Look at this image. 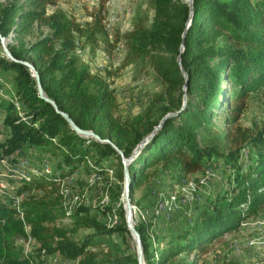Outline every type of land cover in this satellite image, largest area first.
Segmentation results:
<instances>
[{
	"label": "trees",
	"instance_id": "16d2710c",
	"mask_svg": "<svg viewBox=\"0 0 264 264\" xmlns=\"http://www.w3.org/2000/svg\"><path fill=\"white\" fill-rule=\"evenodd\" d=\"M106 1L99 0L79 22L58 0H9L0 5V33L12 37L13 57L34 64L45 95L77 126L112 140L126 157L149 137L128 165L131 198L159 164L162 170L172 167L179 181L218 164L234 172L230 188L183 217L179 230L165 228L158 236L151 220L135 223L145 264H194L190 254L206 253L213 240L238 227L243 214L264 205V128L241 123L247 95L264 89V0H193L191 6L186 0H146L152 15H138L128 30H116L111 42L103 20ZM35 32L27 45L13 44ZM102 37L109 46L123 42L125 59L144 61L160 80L162 89L151 103L156 106L144 114L129 120L117 116L110 72L93 73L79 59L78 47L94 48ZM4 82L11 83L15 102L0 100L7 129L0 161L16 163L34 153L52 160L49 170L22 176L0 192V264H39L56 254L72 264H138L136 252L113 237L129 236L122 204L115 210L118 224L109 225L100 214L111 213L110 206L95 210L78 203L67 211L60 189L79 166L104 174L110 165L116 182L108 189L111 199L119 200L124 175L118 152L72 130L38 95L32 72L0 50V87ZM169 112L174 114L155 130ZM247 148L253 153L245 163ZM32 190L20 201L15 198ZM63 218L68 222H60ZM27 238L36 243L33 253L18 244ZM201 264L210 262L204 258Z\"/></svg>",
	"mask_w": 264,
	"mask_h": 264
},
{
	"label": "rangeland",
	"instance_id": "374dc122",
	"mask_svg": "<svg viewBox=\"0 0 264 264\" xmlns=\"http://www.w3.org/2000/svg\"><path fill=\"white\" fill-rule=\"evenodd\" d=\"M7 1L9 0H0V5ZM58 6L68 15L83 22L91 11L99 7V0H58ZM49 10H52V7ZM144 13L152 15L146 0L104 2L103 20L107 29L108 42L112 41L116 30L120 32L128 30L134 19ZM37 35L38 32L20 35L14 39L13 44L27 45ZM8 40L11 41L12 37H8ZM0 50L2 51L1 45ZM76 51L79 59L88 64L93 73L105 75L106 71L110 72L108 80L114 91L117 116L129 120L144 114L149 105L156 106L151 103L154 94L162 89L160 80L144 61L128 62L125 59L126 48L123 42L109 46L102 37L94 48L78 47ZM11 90V83L4 82L0 87V100L5 98L11 101L12 96H9ZM246 99L247 109L241 123L246 126L256 124V128H264V89L249 93ZM3 115L4 113L0 111V140L6 136L7 131L2 124ZM252 153L253 151L249 148L243 150L242 158L245 163H248ZM51 160L52 157L41 155V153L22 156L16 163L9 162L7 158L2 159L0 161V192L9 189L12 183L22 176L49 170ZM37 167L41 168L38 170ZM107 167L106 173L96 174L94 171L86 173L84 167L79 166L60 182V189L64 194L63 205L67 211L78 203H85L95 210L110 206L112 212L107 215L100 214V219L109 225L118 224L119 217L115 210L119 204L123 206V196L121 193L119 200L111 199L109 183L116 180L111 166ZM172 169L171 167L162 170L160 164L152 167L150 176L133 192L131 198L134 225L141 219H149L155 224L154 229L157 230L158 236L164 234L165 228L179 230L183 217L193 214L207 204L208 200L217 194L224 193L233 184L234 172L224 171L220 164L218 168L203 169L187 175L180 181L176 179L178 173L171 172ZM31 192L36 191H26L15 198L20 201ZM60 222H68V218H63ZM113 237L123 248H131L136 252L135 242L130 233L128 237L125 235L124 239L117 234ZM18 244L24 248L25 253H33L36 247L35 241L31 238L20 240ZM188 258L190 261L194 260V264H201L204 258L210 264H264V205L254 213L243 214L238 227L224 232L213 240L206 253L199 255L194 252ZM39 264L72 263L56 254Z\"/></svg>",
	"mask_w": 264,
	"mask_h": 264
},
{
	"label": "water",
	"instance_id": "95a60500",
	"mask_svg": "<svg viewBox=\"0 0 264 264\" xmlns=\"http://www.w3.org/2000/svg\"><path fill=\"white\" fill-rule=\"evenodd\" d=\"M189 3V6L192 5V1L193 0H186ZM192 11L190 12V16H189V20L187 22V24L189 23L191 17H192ZM186 31V30H185ZM184 31V33H185ZM8 43L9 40L7 37L3 36L0 33V45L3 51L4 56L12 61L15 62H19L23 65H25L31 72L32 75L35 78L36 81V87H37V91H38V95L40 97H42L44 100L50 102L54 109L56 110V112H58L63 118H65V120L67 121V123L69 124L70 128L72 130H74L78 135L80 136H84V137H89V138H93L97 141H101V142H108L110 143L113 148L118 152V154L121 157V162L123 165V175H124V180H123V192H122V196H123V210H124V217H125V222H126V227L129 230V233L131 234L134 242H135V246H136V254H137V262L138 264H145L144 262V256H143V247H142V242H141V237L139 232L137 231V229L135 228V225L133 223V210H132V205H131V177L129 174V169H128V165L133 161V159L136 157V155L139 153L141 147L143 146V144L149 139V137L145 138L144 140H142L134 149V151L132 152L130 157H126L122 150L118 148V146L110 139H102L98 134H96L94 131L92 130H87V129H82L79 126H77V124L69 117V115L63 111H61L57 104L50 99L49 97H47L43 91L42 85L40 83V79H39V74L38 71L36 70L34 64L28 60H23V59H16L15 57H13V55L11 54V52L8 49ZM178 62H180V55L177 57ZM182 72H184L183 68H181ZM183 75L185 76V79L187 80V77L185 75V73H183ZM183 88H185V85L183 86ZM185 98V95H184ZM173 112H169L167 114H165L163 116V118L160 120L159 124L155 127V130L157 128H159L161 126V124L163 123L164 119L168 116L173 115Z\"/></svg>",
	"mask_w": 264,
	"mask_h": 264
},
{
	"label": "bare ground",
	"instance_id": "6f19581e",
	"mask_svg": "<svg viewBox=\"0 0 264 264\" xmlns=\"http://www.w3.org/2000/svg\"><path fill=\"white\" fill-rule=\"evenodd\" d=\"M10 100H11L12 103L15 102V99L13 97L10 98ZM15 105L18 107V104L17 103Z\"/></svg>",
	"mask_w": 264,
	"mask_h": 264
}]
</instances>
